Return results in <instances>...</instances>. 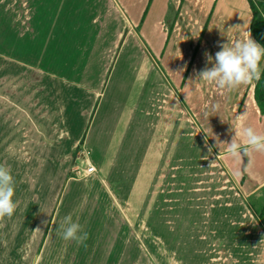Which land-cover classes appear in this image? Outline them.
Wrapping results in <instances>:
<instances>
[{
    "label": "rangeland",
    "instance_id": "1",
    "mask_svg": "<svg viewBox=\"0 0 264 264\" xmlns=\"http://www.w3.org/2000/svg\"><path fill=\"white\" fill-rule=\"evenodd\" d=\"M110 1L124 32L103 65L76 71L84 83L87 69L99 78L100 98L66 109L77 117L67 138L83 127L86 140L96 107L88 141L44 140L36 104H63L64 88L47 76L38 86L37 67L0 57V164L11 170L18 203L0 221V264H264V185L252 184L247 154L223 157L254 83L227 91L195 82L212 66L205 53L214 62L221 44L246 39L247 1ZM32 36L26 61L36 65ZM103 37L104 45L110 33ZM155 119L167 122L169 141H153ZM114 122L135 128L134 139L116 130L117 141H91ZM262 163L253 165L264 174ZM67 215L89 234L84 244L62 238Z\"/></svg>",
    "mask_w": 264,
    "mask_h": 264
},
{
    "label": "crops",
    "instance_id": "2",
    "mask_svg": "<svg viewBox=\"0 0 264 264\" xmlns=\"http://www.w3.org/2000/svg\"><path fill=\"white\" fill-rule=\"evenodd\" d=\"M113 6L110 0H0V57L4 58L5 61L10 60V62L16 60V63L23 66L37 67L38 86L46 80L47 76L48 81L55 86H62L65 90L64 98L67 101L63 104L59 102L57 105L50 107V102H45L44 98H42V103L38 101V104H36L38 120L42 125V127L37 126V130L40 131V135L44 140L51 138L53 135L54 137L57 136V140L54 141H61L65 137L64 141H78L81 135V141L89 140L96 119L94 117L96 107L93 106L94 113L84 128L85 131L89 130L88 134H85L86 140L84 135L81 134L83 127L76 134L67 138L68 130L71 133V131L77 129L75 112L71 114L73 109L71 112L67 110L77 106L78 98H80L81 104L83 99L92 97L95 100L99 96L97 86L94 87L92 83L93 80H99V78L91 79V75L88 76L90 69H87L84 83L80 80L81 76H78L76 71L77 67L103 65V62L107 61V54L110 49L115 47L116 40L124 32V20L119 19L116 10L109 8H113ZM95 27L100 30L95 31ZM107 31L110 33V40L103 45V32L107 33ZM32 35L36 36V65L29 64L26 61L29 50L34 49L35 39ZM90 40L92 43H89ZM10 64L13 65V63ZM47 66L53 67L54 70L55 67L61 68L60 75L49 70V68L46 70L45 67ZM87 76L88 80L90 79V84H88L89 81L86 83ZM5 78L7 79L6 76ZM77 88L80 89V93L77 92ZM38 92L39 94L43 93L40 89ZM61 93H63V90H61ZM155 110L154 107V113ZM241 111L240 115L244 114V119L235 120L231 132L224 142V158L230 155L225 144L230 143L234 136L241 143L242 148L246 147L242 135L243 128L252 127L257 133L264 134V102L258 105L253 98V91ZM154 122L151 125L152 130L155 131L153 141H169L170 136H168V133L171 132V129L168 130L167 122L160 124V122L157 123V119ZM65 126H67V129ZM125 127V125L122 129L118 128L117 125L115 127V122L109 127L98 126L99 132L91 141L116 140V136L111 132L116 130H122L120 133L123 134V137L132 133L131 137L134 139L135 128L129 127V125L126 129ZM149 129L151 130L150 127ZM104 130L108 132H101ZM166 131H168L167 135ZM110 135L113 138L109 139ZM148 139L150 140L151 136ZM246 154L249 157L248 161L251 163L248 171L255 182L252 184L259 185V187L263 186L264 181L262 179L264 178H261L264 177L263 171L258 172L253 163L254 161L262 163L264 152L249 150ZM89 163L91 164L90 161ZM261 170H264V166ZM239 177H245V185L248 183L244 174L239 175Z\"/></svg>",
    "mask_w": 264,
    "mask_h": 264
},
{
    "label": "clouds",
    "instance_id": "3",
    "mask_svg": "<svg viewBox=\"0 0 264 264\" xmlns=\"http://www.w3.org/2000/svg\"><path fill=\"white\" fill-rule=\"evenodd\" d=\"M245 36L244 40H238L235 43L228 41V43L221 44V50L215 54L214 62L213 57L205 53L207 63L212 66H206L200 70L196 75L195 82H207L216 85L220 90L227 91L237 89L241 85H252L259 82L264 74V67L261 66V61L264 60V47L251 38L249 31L245 33ZM184 70L181 68L176 74H180ZM237 118L243 120L244 114ZM242 135L246 147L242 148L235 136L230 143L225 144L232 157L241 158L249 150L264 152V134L257 133L252 127H245ZM14 195L15 180L11 170L8 166L0 164V221L6 217H12L15 213L18 203L13 199ZM61 228L62 238L65 241L84 244L89 238V234L82 229L78 222L73 221L71 215L64 217Z\"/></svg>",
    "mask_w": 264,
    "mask_h": 264
},
{
    "label": "trees",
    "instance_id": "4",
    "mask_svg": "<svg viewBox=\"0 0 264 264\" xmlns=\"http://www.w3.org/2000/svg\"><path fill=\"white\" fill-rule=\"evenodd\" d=\"M250 11L249 32L251 38L264 47V0H246ZM264 67V60H262ZM253 98L258 105L264 102V74L254 83Z\"/></svg>",
    "mask_w": 264,
    "mask_h": 264
},
{
    "label": "built area",
    "instance_id": "5",
    "mask_svg": "<svg viewBox=\"0 0 264 264\" xmlns=\"http://www.w3.org/2000/svg\"><path fill=\"white\" fill-rule=\"evenodd\" d=\"M84 174H91L94 172V167L88 162L87 166L82 170Z\"/></svg>",
    "mask_w": 264,
    "mask_h": 264
},
{
    "label": "bare ground",
    "instance_id": "6",
    "mask_svg": "<svg viewBox=\"0 0 264 264\" xmlns=\"http://www.w3.org/2000/svg\"><path fill=\"white\" fill-rule=\"evenodd\" d=\"M228 34V33H227ZM225 40V39H224Z\"/></svg>",
    "mask_w": 264,
    "mask_h": 264
}]
</instances>
